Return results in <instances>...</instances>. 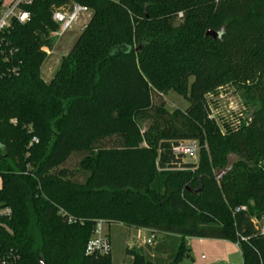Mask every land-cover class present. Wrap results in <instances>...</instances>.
<instances>
[{
	"label": "trees",
	"instance_id": "16d2710c",
	"mask_svg": "<svg viewBox=\"0 0 264 264\" xmlns=\"http://www.w3.org/2000/svg\"><path fill=\"white\" fill-rule=\"evenodd\" d=\"M91 18L47 83L55 12ZM0 36V206L20 264H113L87 255L97 223L236 244L264 264V0H33ZM212 31L216 39L206 37ZM232 85L254 110L223 136L207 96ZM175 92L186 111L155 107ZM158 111L142 136L143 115ZM201 143L198 164L172 153ZM208 142L209 148L204 147ZM146 143V145H144ZM246 207V211L236 212ZM131 264H160L128 248Z\"/></svg>",
	"mask_w": 264,
	"mask_h": 264
},
{
	"label": "rangeland",
	"instance_id": "374dc122",
	"mask_svg": "<svg viewBox=\"0 0 264 264\" xmlns=\"http://www.w3.org/2000/svg\"><path fill=\"white\" fill-rule=\"evenodd\" d=\"M119 2L120 0H114ZM91 17V12L81 13L78 20L74 23L72 28L66 32V34L56 40L54 48L49 52L48 58L42 67V78L45 82L49 83L54 75L56 74L60 62L64 56H66L74 47L80 34L83 31V27ZM155 107L158 109L161 105L164 109L172 114L177 110L186 111L189 108V102L183 97L179 96L175 92H169L166 95L155 94ZM210 104L211 116L216 121L220 132L223 136H226V128L236 130L240 125L247 120L255 106L251 104L247 96L243 91L232 85H226L217 88L214 92L207 96ZM158 111H153L148 115H143L142 119V136H144L148 129L152 126L153 121H156ZM186 142V141H185ZM199 145V154L196 157H184L182 162L186 164H198L200 161L201 143L196 141ZM146 145V143H144ZM204 147L209 148L208 142H204ZM2 186V180L0 178V188ZM256 222V221H255ZM260 226L264 225V217L260 220ZM110 229V230H109ZM127 234L126 230L118 225H110L105 223L102 227V234L109 235L111 240V258L113 264H127L126 261V250L132 249L136 245L143 243L150 236L149 233L143 236L139 233L140 230L131 229ZM156 240L153 245L161 242L159 250H157V256L160 259H164L165 252L169 256H174V253L178 252L179 242L173 237H163L156 235ZM166 242H163V241ZM191 240H186L185 245ZM152 245V246H153ZM187 248V247H186ZM193 253L191 252L190 257L182 261L180 264H208L209 257L205 252ZM205 256L202 258V256ZM163 263V260L161 261ZM225 264V263H218ZM226 264H243L242 256L240 253L236 254L235 258H232Z\"/></svg>",
	"mask_w": 264,
	"mask_h": 264
},
{
	"label": "built area",
	"instance_id": "2783aa9c",
	"mask_svg": "<svg viewBox=\"0 0 264 264\" xmlns=\"http://www.w3.org/2000/svg\"><path fill=\"white\" fill-rule=\"evenodd\" d=\"M33 0H13L6 4L0 0V36L7 30L13 22L20 24L27 23L31 14L24 7L30 6ZM89 12L85 7L74 4L70 11L55 12L53 15V21L58 25V30L52 34V38L58 39L69 31L74 23L78 20L81 13ZM49 55L48 50H45ZM172 153L176 159L184 157H196L199 154V145L195 141L181 142L175 145L172 149ZM246 207L238 208L236 212L246 211ZM13 216V211L9 207L0 206V235L7 237H13L14 231L11 227L10 221ZM260 221H256L255 225L258 231L264 235V225L260 226ZM105 223L99 221L96 226L93 238L89 241L86 254L95 255L102 254L107 255L111 253V242L108 236L102 234V227ZM156 240V234L151 232V237L147 241V245H152ZM0 264H20V258L17 252L9 250L4 247L0 241Z\"/></svg>",
	"mask_w": 264,
	"mask_h": 264
},
{
	"label": "crops",
	"instance_id": "0c3cea01",
	"mask_svg": "<svg viewBox=\"0 0 264 264\" xmlns=\"http://www.w3.org/2000/svg\"><path fill=\"white\" fill-rule=\"evenodd\" d=\"M1 1H4L6 4H8V3L12 2L13 0H1ZM87 23H88V21L85 23L83 29L85 28ZM118 226L125 229L127 234H129V232H130L129 230H131L130 228H126V227L121 226V225H118ZM139 233L143 236H146V234L149 233L150 236L146 239L145 242L140 243V244L136 245V247H133V248H140V250L146 256H148L152 261H154L155 263L167 264L170 260H172L173 257L169 256V254H167V252H165V254L163 256H161L164 259L158 258L157 250H159V246L161 245V242L157 243L156 245L152 244L153 246L147 245V241L151 237V231L140 230ZM107 236L110 239V236L109 235H107ZM175 239H177V238H175ZM186 240H191L190 242H188L187 245H185L187 247V249L190 250V254H191V252H193V253L199 252V254L201 252H205L209 257L208 258L209 259L208 264H218V263H225L226 264L232 258H235L236 254H238V253L241 254L239 247L236 244H233L230 242L219 241V240H201V239L187 238L184 240V244H185ZM110 242H111V240H110ZM163 242H166V241L164 240ZM204 257L205 256L203 255L202 258H204ZM162 260H163V263L161 262ZM126 261H129L127 264H131L132 258L126 257Z\"/></svg>",
	"mask_w": 264,
	"mask_h": 264
},
{
	"label": "water",
	"instance_id": "95a60500",
	"mask_svg": "<svg viewBox=\"0 0 264 264\" xmlns=\"http://www.w3.org/2000/svg\"><path fill=\"white\" fill-rule=\"evenodd\" d=\"M206 37H211L213 39H216L218 37V35L212 31H209L207 34H206ZM40 264H45V262L43 260H40Z\"/></svg>",
	"mask_w": 264,
	"mask_h": 264
}]
</instances>
